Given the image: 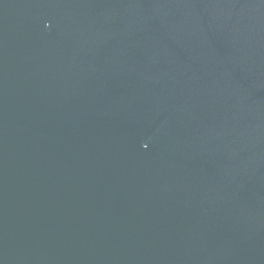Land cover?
<instances>
[{
    "label": "water",
    "instance_id": "95a60500",
    "mask_svg": "<svg viewBox=\"0 0 264 264\" xmlns=\"http://www.w3.org/2000/svg\"><path fill=\"white\" fill-rule=\"evenodd\" d=\"M0 264H264V0H0Z\"/></svg>",
    "mask_w": 264,
    "mask_h": 264
}]
</instances>
